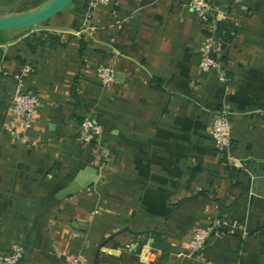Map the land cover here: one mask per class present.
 Returning a JSON list of instances; mask_svg holds the SVG:
<instances>
[{
    "label": "crops",
    "instance_id": "obj_1",
    "mask_svg": "<svg viewBox=\"0 0 264 264\" xmlns=\"http://www.w3.org/2000/svg\"><path fill=\"white\" fill-rule=\"evenodd\" d=\"M208 1L238 28L229 44L217 39L226 81L198 69L207 30L186 0H76L42 30L0 31V257L264 264V0ZM27 3L0 0V11ZM41 31L63 46L31 51L25 38ZM99 66L113 71L110 84ZM18 78L40 105L13 134ZM222 108L235 177L210 138ZM83 119L102 127L106 159L78 141ZM80 174L94 181L59 199ZM198 229L212 232L190 255Z\"/></svg>",
    "mask_w": 264,
    "mask_h": 264
},
{
    "label": "built area",
    "instance_id": "obj_2",
    "mask_svg": "<svg viewBox=\"0 0 264 264\" xmlns=\"http://www.w3.org/2000/svg\"><path fill=\"white\" fill-rule=\"evenodd\" d=\"M111 0H90L89 8L96 5L106 4ZM186 6L192 11L206 27V36L200 49L198 69L202 72H214L220 81H226L219 61L216 59V45L218 40L214 36L215 24L218 21L220 10L213 6L208 0H186ZM31 72L29 66L22 70L23 74ZM96 77L103 85L112 82L113 71L107 67L99 66L95 71ZM40 105L39 97L35 94L25 92L21 86L20 78L17 79L16 86L12 93L9 110L12 113V125L8 131L15 133L19 128L27 129L31 126ZM102 135V127L91 119H84L78 129V141L83 145L92 146L97 152V156L106 159L107 152L101 147L99 141ZM210 138L217 153L229 158L231 148V123L229 114L225 109L216 111L210 123ZM212 230H195L188 243L190 255H196L205 246ZM22 259L19 249L0 257V264H18ZM68 264H85L79 258H72Z\"/></svg>",
    "mask_w": 264,
    "mask_h": 264
},
{
    "label": "water",
    "instance_id": "obj_3",
    "mask_svg": "<svg viewBox=\"0 0 264 264\" xmlns=\"http://www.w3.org/2000/svg\"><path fill=\"white\" fill-rule=\"evenodd\" d=\"M72 1L73 0H43L37 6L23 11H0V31H19L37 27L62 12ZM82 177V174L77 176L65 190L59 193L58 198L61 199L75 193L94 181L91 179L90 182L86 184L82 181ZM96 256L97 253L94 258V264H96Z\"/></svg>",
    "mask_w": 264,
    "mask_h": 264
},
{
    "label": "trees",
    "instance_id": "obj_4",
    "mask_svg": "<svg viewBox=\"0 0 264 264\" xmlns=\"http://www.w3.org/2000/svg\"><path fill=\"white\" fill-rule=\"evenodd\" d=\"M35 2L36 0H26V2ZM38 3L35 5L37 6L40 2L43 0H37ZM76 0H73L71 3H75ZM28 9V8H26ZM25 9V10H26ZM24 9L18 10V11H23ZM50 20V19H49ZM31 29H24L22 32L26 33L30 31ZM237 24L235 22L229 20V19H222L216 22L215 24V31H214V36L216 39L220 40L223 45L229 44L233 38L236 36L237 33ZM25 42L29 46V49L31 51H34L36 47L39 46H47L49 48H55V47H61L63 46L62 41L60 40V37L55 35V34H48L45 31L38 32L37 34L33 33L30 36L25 38ZM84 45L81 43L80 44V51L82 53ZM84 120V119H83ZM82 120V121H83ZM81 121V122H82ZM227 171L230 173L231 177L236 176V169L228 165L226 157L224 156L222 159Z\"/></svg>",
    "mask_w": 264,
    "mask_h": 264
},
{
    "label": "rangeland",
    "instance_id": "obj_5",
    "mask_svg": "<svg viewBox=\"0 0 264 264\" xmlns=\"http://www.w3.org/2000/svg\"><path fill=\"white\" fill-rule=\"evenodd\" d=\"M38 3V1L36 0L35 2H29V3H27L26 5H20V6H17V7H14V6H12V7H8V8H5V11H9V12H11V10H13V11H18V10H21V9H26V8H32V7H34L36 4ZM72 4V3H71ZM70 4V5H71ZM63 14V13H62ZM56 17H61L60 16V14L58 15V16H56ZM51 24V20H48V21H46V22H44V23H42V24H40L39 26H37V27H34V28H31V29H36V28H41V30L43 29V28H45V26L46 25H50ZM40 31V30H39Z\"/></svg>",
    "mask_w": 264,
    "mask_h": 264
}]
</instances>
